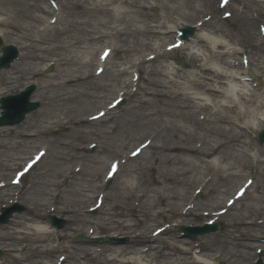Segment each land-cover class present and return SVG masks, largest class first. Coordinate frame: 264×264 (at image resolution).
<instances>
[{
    "label": "bare ground",
    "instance_id": "bare-ground-1",
    "mask_svg": "<svg viewBox=\"0 0 264 264\" xmlns=\"http://www.w3.org/2000/svg\"><path fill=\"white\" fill-rule=\"evenodd\" d=\"M199 1H197V6H199ZM40 2L42 5L38 6L34 5V0L0 1V26L8 29L7 32L0 31V37L5 40L6 36L11 37L10 34H14L30 41L29 44L23 46L25 50L19 60L13 62L9 70L1 72L3 77L1 84L6 87L10 81H20L22 78L35 79L36 82L33 83L37 87V95L43 102L42 107H46L41 114L37 115L42 118L41 124L25 121L19 128H0L2 138L0 139V149H6L0 150V163L10 161L9 152L18 149L17 147L23 142L18 139L10 142L5 141L6 139L19 136L22 131L29 132L31 130L38 133L39 129L46 130L57 126L68 129L65 135L70 139L77 138L83 133L97 137L102 136V147L114 152L112 149L118 148L120 145L112 143V138L107 137L110 136L108 133H105L104 130L85 133L82 126L93 125L101 121L108 124L115 118L112 107H109L108 102L104 103V101L112 89L119 87L122 82L123 86H120L119 91H114V94L118 91V96L122 94H127L129 98L138 94H142V96L135 100L137 102L130 109L129 117L112 122V128L115 130L126 129L124 132L131 139L137 136L144 137L146 141L143 146L145 166L150 170L153 167L151 164H155L156 174L147 183L143 179L144 166L133 165L131 161L128 165L125 159L121 163L114 162L118 165V171L115 174L118 175L124 171L125 178L118 185L117 191L120 197L117 198L116 195L112 198L110 204L112 206L109 210L115 209L117 206L120 207L122 204L126 207H121L127 208L128 206L129 209L131 207L129 203L132 202V206L137 210V216L145 215V221L148 223L154 221L156 217L163 216L170 217L171 224L169 223L161 229L158 228L159 225L149 224L148 230L141 229L135 233L136 236H148L139 238L141 240H134L126 249L107 247L106 250H103L104 253H101V258L97 255L89 258H99L97 260L99 264H126L125 255H131L133 257L130 258L137 261L138 264H157L159 261L148 255L155 251L160 258L169 260L160 264H209L202 262V259L192 253H190V257H185L195 246L188 244L184 245L187 248H179L178 244L183 242L176 236L168 237L170 242L164 244L162 248H158L156 242L161 240L160 236L165 232L170 234L171 228L178 222L184 224L182 221L188 218L190 220L191 214L200 216L195 212L196 205L189 199L190 185L205 189L208 193L213 191L217 195H222L220 200L223 202L214 197V202L210 205L212 209L208 213L213 214L212 212L216 209L232 208L224 202L227 195L233 190L230 187L231 180L234 179L233 176H238V179H242L241 177L244 176V174L238 175L232 172L236 169L235 167L245 164L249 167L248 169L258 167L264 171V145L256 148L249 144L248 147L241 149L243 156L239 157L241 152L231 144L232 140L247 138L248 135L258 133L261 129V121L264 117V95H258L259 93H254L246 83L238 82L239 76L242 74L238 69V62L231 61L237 53L246 51L245 48H257V45L248 39L245 45L243 44L245 40H243L241 43L232 44L225 50L227 43L212 35L208 36L202 33L196 41L197 47L200 49L180 54L185 61L196 60L203 63L202 67L197 71L179 73L175 66H171L166 61L172 53H169L168 50L172 51L173 48L166 49L170 42L164 41L163 37L170 36L178 24H183L173 20L172 14L186 8L189 9L186 15H190V0H60L59 3L51 7L46 3L47 1ZM148 5L161 7L165 9V13L159 18L148 16L143 13V9ZM191 6L196 7L195 4ZM78 8H81V11H78ZM245 15L246 18L243 17L245 22L249 20L252 24L251 18L248 19L249 15L247 13ZM45 17L48 19L45 20ZM51 18L53 20L48 21ZM169 22L172 25L169 26ZM37 24L42 25L38 28ZM99 28L104 29L103 33L99 34L100 36L112 30V36L123 44L120 50L124 54L122 56L124 67L109 72L107 75L110 76V81L108 80L107 83L91 87L86 83L87 78L80 74L81 68H87L94 64V67L102 68L104 73L109 71L106 68L105 60L94 62L93 55L90 56L87 51L82 50L84 41L89 42L95 39L93 34H96ZM46 36H49V39L44 40L43 37L46 38ZM137 36L143 38L138 40ZM129 37H134L135 42H130ZM252 39L256 41V36L252 35ZM47 41L51 43L47 44ZM138 41L142 47L145 46L153 51L143 56L134 55L137 53L135 52L137 46L133 43ZM151 41L153 42L151 43ZM236 41L240 42V40ZM178 48V50L187 49L183 44H180ZM47 56L55 57L54 64L57 68L55 74H45L43 68L33 65V62L36 61L37 65L38 61ZM155 63H160L161 67L157 68ZM128 65L130 76L122 80L121 76L126 74L123 70ZM233 67L235 68L234 72ZM134 76H137V81ZM158 76H166L168 80H158L156 79ZM140 82L145 85L142 86ZM261 83L263 84L262 81ZM83 100L102 104L100 111L103 114L102 117H98V120L90 114L84 117L85 110L79 108ZM193 143L195 145L193 148H196L199 154L194 158L186 157V153H190L189 155L192 153L185 145L190 146ZM67 146L70 147L71 144L67 143ZM178 152L184 155H180ZM49 156L45 149L38 161V166H41ZM56 156L60 164L62 161L73 163L74 166L67 168V171L69 174L80 177L78 185L72 193L75 196L84 197L83 192L91 190L92 195L89 198L96 197V185L93 179L89 180V174L86 175L85 168L88 165L79 163V161L75 163L74 160L77 158L67 149H65V153L61 152ZM22 159L24 158L13 165H21L19 162ZM88 162L93 163L94 161L88 160ZM103 162L104 160L100 161L101 164ZM55 165L58 164L55 163ZM44 176L46 175L42 173V179ZM31 184H35V182L31 180ZM42 185L38 190V195L45 197V195H49L48 190L51 184L45 182V186L44 183ZM250 186L249 183L245 184V191L240 195L242 198L240 200L245 199L246 187ZM262 187L264 190V182ZM52 190L50 193H54L55 190ZM0 195L5 196L3 192ZM262 200L259 196L252 198L245 214L227 221V224L229 223L230 227L237 225L251 228L255 224H260L261 220L253 218L248 220L247 218L251 214L262 211L263 207H260V203L264 202ZM36 206L29 208L31 213L29 211L25 214H15L9 219L10 222L0 229V240H15L14 244H5V247L10 246L11 250H15L27 238L34 245L33 249L37 255L30 258V261L20 258V262L6 260L0 264H39L42 261L40 259H48L49 252L67 249L61 243H57L53 247L50 245L54 239L60 240L62 236L58 231L47 227L43 219L44 213H46L45 208L41 209ZM218 206L220 208H216ZM107 210L101 205L85 210H71L62 207L60 212L69 216L71 224L89 223L91 221L86 219L88 214L92 211L99 212L101 217L103 216L100 221L104 223H98L97 226H104L106 230L121 231L140 225V221L132 222L127 219L129 216L127 212H118L117 214ZM151 211L154 215L150 213ZM223 213L224 211L221 210L220 213L214 214L213 220L218 222ZM203 214H207V212ZM177 218L179 220H173ZM113 224L116 225L110 227ZM155 230L157 233L152 234ZM242 232L244 233L245 230L242 229ZM222 236L223 239L219 242L216 241V244L234 246L239 239L234 235V231L228 228L224 229ZM255 236L248 234L245 237L252 239ZM216 246L214 244L205 245L199 251L206 252L202 255L203 257L215 253L219 259L216 264L230 263L239 254L238 251L230 249L224 256L220 249H215ZM22 247L23 245L20 249ZM81 252L83 257L90 260L86 250ZM107 252L109 253L107 254ZM71 257L72 255L68 256V258ZM75 258L78 261L81 255L79 254Z\"/></svg>",
    "mask_w": 264,
    "mask_h": 264
},
{
    "label": "rangeland",
    "instance_id": "rangeland-1",
    "mask_svg": "<svg viewBox=\"0 0 264 264\" xmlns=\"http://www.w3.org/2000/svg\"><path fill=\"white\" fill-rule=\"evenodd\" d=\"M40 1L46 2L48 0H37V1L34 0V5L35 4H37L38 6L42 5ZM58 1L60 0H57L56 3H59ZM197 1L198 0H190V5H189L190 15L188 16L186 15L189 12V9H186V8L179 10L175 14H172V17H174L173 20L183 23V24H178V28L186 26V25L198 24V29L193 37H190L187 41H185V46L187 47L188 50L187 49L175 50L168 56L166 61H168L171 64V66H175V68L179 70V73L184 72V71H190V72L197 71L200 68V66L199 65L196 66L195 63L198 61L196 60H194L193 62L186 61L185 67H180L175 64V59L181 56L180 54L182 52L188 53V52L196 51V49H200L197 47L198 45L196 44V41L202 33L203 35H208V36L212 35L216 37L217 39H219L220 41L227 43L228 45L227 46L225 45V50L230 48L232 44L241 43L243 40H245L243 43L245 45V43H247V40L250 39V42L257 45V48H245L246 51H242L241 52L242 54L237 53L236 56L233 59H231V61L239 62L238 64L240 67L239 70L242 72L243 75L245 74V75L250 76L249 74L253 73L257 75L259 79H262L264 81V69H263L264 44L262 43L261 34H260L261 26L264 25V0H257L255 2H252L250 0H231L230 4H228L225 7L220 6V0H200L199 6H197L198 5ZM193 4L196 5L195 8L191 6ZM78 11H81V8H78ZM224 11L230 12L231 14L230 21H229L230 23L229 22L226 23L222 19L223 17L222 12ZM143 13L147 14L148 16L152 15V16H155V18H159L165 13V9L155 6V5H148L146 8L143 9ZM246 13L249 15L248 19L251 18L252 24L249 22V20L245 22V19H243V17L246 18V15H245ZM46 19H48V17H45V20ZM41 25L42 24H37L38 28ZM170 25L172 24L169 22V26ZM102 30L104 29L99 28L98 32L96 34H93L95 39L89 42L84 41V44H82V50L87 51V53H89L88 55L90 56L93 55L92 57H94L95 59L97 57L99 50L102 47L110 46L113 49L112 56L110 57L107 63V67L109 71L107 73L102 74L101 75L102 78L93 76V72H94L93 65L94 64H91L87 68H81L80 74L82 75V77L87 78L86 83H88V85L91 87H94L99 84L107 83V81L110 78V76L107 75L109 72L114 71V69L116 70L118 68L124 67L123 60H122V56L124 54L122 50H120L123 47V44L120 43V41H117L112 36L113 34L112 30H110V32L108 33H105L103 36H100L99 34L103 33ZM0 31L7 32L8 29L4 26H0ZM172 34L168 37H163L164 41H169L171 43L174 42L175 37ZM10 35L11 37L6 36V39H5L6 41L3 40V42L6 45L13 44L14 46L17 47L19 55H18V58L13 61L15 62L19 60L22 53L24 52L25 48H23V46L25 44H29L30 41L27 38L23 39V38L17 37L14 34H10ZM252 35L253 37L254 35L256 36V41L252 39ZM136 38L139 40L143 37L137 36ZM43 39L47 40L49 39V36H46V38L43 37ZM128 40L130 42L132 41L135 42L134 37H129ZM236 40H240V42H237ZM152 42L153 41H151V43ZM48 43H51V42L47 41V44ZM133 44L137 46V50L135 51L137 53H135L134 55L139 54L140 56L141 55L143 56L153 51V49H151L150 51V48H146L145 46L142 47L139 41ZM161 44L163 45V42H161ZM28 50H31V48L30 49L28 48ZM245 54L249 58V64H250L249 67H246V65L240 64L241 63L240 59ZM49 61L55 62V57L47 56L41 59L40 61H38L37 65H36V61L33 62V65L37 68H43V72L45 74H49L45 70L46 66L49 64ZM13 62L10 65H12ZM10 65H9V68H10ZM156 66L157 68L161 67V64L158 63L156 64ZM195 67H197V69ZM9 68L0 70V97L6 96L9 94L18 93L19 91L24 89L25 86L33 85L34 84L33 82H36V80L33 78H29V79L22 78L20 81H10L9 84H6L7 86L5 87L4 84L3 85L1 84V81H3L1 72L9 70ZM232 70L234 72L235 68L233 67ZM56 71H57V68H56V65L54 64L52 65V72L50 73L55 74ZM123 71H125L126 74L121 76L122 80L130 76L129 65ZM166 78H167L166 76H163V77L158 76L156 79L161 80V81L163 79V81H167L168 79ZM253 82L247 81L244 83H246V85H248V87L251 88L254 93L256 94L259 93L258 95H264V91H263L264 86L258 85L254 87L252 86ZM140 83L142 84V86L145 85L142 82ZM120 86L121 87L123 86L122 82L119 84V87L112 89V92H111L112 94L110 93L108 95V98L104 101V103L112 101L113 99L116 98L115 96L117 95L116 93L114 94V91L120 90ZM34 87H35V84H34ZM141 96L142 94H138V95H135L129 98V96L125 94L124 103H122V105L117 110L114 109L115 118L108 124L104 123L105 121L103 122L101 121L100 123H96L93 125L82 126V129L84 130L85 133H87L88 131L91 132V131H97V130H104L105 133H108L110 136H107V137L112 138V143L121 146V148L120 146H118V148H113L112 150H114V152H111L110 151L111 149L108 150L102 147L103 146L102 136L97 137L91 134L86 135L83 133L74 139L67 138L65 133L66 131H68V129L63 128V126L62 127L60 126L51 127L46 130L39 129L38 133H36L37 131L36 132L34 131L35 132L34 133L31 130L29 132L22 131V133L19 136H15V137L8 138L5 140V141L13 142L14 140L18 139V140H22L23 142L19 147H17L18 149H15L9 152L10 157H11L10 161L8 162L3 161L0 163V182H3V183L12 182L15 172L22 168L21 165L14 166L13 164L15 162H18L21 158H24V159H22L19 162L20 164H22L25 160L28 161L32 159V157L36 154V152L42 149H46L47 154L50 155L48 158H46V160L41 166H38V164H36L35 167H33L22 178L23 180L21 184H17V185L15 184L14 186H11L8 184L7 186L0 189V193L3 192L5 194V196L0 195V208L2 206H7L8 204H11L12 202H14V200H17L23 208V210L21 212H18L17 215L25 214V213H28L29 211L31 213V210L29 208H32L35 205H37L36 207L38 208H41V209L45 208L46 210V213H44L45 218L49 216L50 214H54L66 220V225L64 226V228L57 230L62 237L60 238V240L54 239L50 243V245L53 247L57 243H61L62 245H65L67 249L66 250L63 249L61 251L49 252L50 256L48 255V259L47 258L40 259L42 261L39 264H54V262L56 261L59 255L65 256V259L62 261V264H99L97 261L99 258L94 259L93 257L91 258L89 257L97 255L101 258L102 257L101 253H104L103 250H106L107 247H111V248L112 247H122L123 249H126L127 246H129L130 244H132V242H134V240H141L139 238L141 237L145 238L146 236H148V235L136 236L135 233L140 231L141 229L148 230L147 226L149 224L160 226V225H165V224L170 223L171 218L163 217V216L156 217L154 221H151L148 223L147 221H145L146 220L145 215L137 216V210L132 206L131 204L132 202L129 203L131 205L129 209H128V206L127 208H124L126 206L122 204L121 206H124V207L117 206L115 209L109 210V208L112 206L110 205L112 202V198H114L116 195H117V198L120 197V194H118L119 192L117 190H118L119 183H122V181L125 178L124 171H122L118 176L114 178V180H112V183L107 189H104L103 180L105 177L103 176H105V173H106L105 171H107L109 166H111L109 165L110 160L116 159V158H122V156L124 157L125 155L128 158V152H130V150H132L134 146H136L138 143L144 140V137L140 138L138 136L132 137L133 139H131V137H129V135H127L124 132L126 129L115 130L112 128V122L117 121L121 118L129 117L130 109L137 102L135 100L139 97L141 98ZM30 100L38 102L39 104L38 108L35 111L31 112V114L29 113L26 116H24L25 118L21 123L11 126L13 129L21 127V125H23L25 121H28V122L33 121L35 123L41 124L40 121L42 122V118L39 116L37 117V115L41 114L43 110L46 109V107L45 106L42 107L43 102L37 95L36 91L33 93V95H31ZM79 108H82L85 110V113L83 114H84V117H86L88 114H92L96 110L102 108V104L99 105V104L91 103L90 101L83 100V102L79 105ZM3 127H10V126H2L0 128H3ZM248 136L249 137L247 138L234 139L232 140L231 144L234 147L238 148L239 152H241L242 148L248 147L249 144H251L252 146H255L256 148H260L262 147V145H264V144L257 145V133H252L251 135H248ZM0 139H2L1 136H0ZM67 143H70L71 146L70 147L67 146ZM194 143L196 144V142ZM194 143L191 144L190 146L185 145L189 147L188 149L192 153L191 155H189L190 153H186V157L189 156V157L194 158L195 155L199 154V151H197L196 148L195 149L193 148V146H195ZM91 145H96L92 153L83 152L84 148L85 149L90 148ZM65 149L70 150L75 155V157L77 158L76 160H74L75 163L79 161V163H85V165H88L85 168V171L87 173L86 175L89 174L88 175L89 180L93 179V182L96 185L95 195L97 193H102L104 195L106 194L105 195L106 199L104 200L102 208L108 209L107 211H109L110 213L116 212L118 214V212H127L129 215L127 219H129L132 222L140 221L139 226H132L130 227V229H123L121 231L117 229L106 230L104 226H101V225L97 226L98 223H104L100 221V219L103 216L101 217L99 212L88 214L86 219H89L91 221L89 223H77L76 222L75 224H71V221L69 220L70 219L69 216L64 213H61L60 209L62 207H67V208H70L71 210H75V209L85 210L87 209L86 207L87 205L93 204L95 197L93 199L89 198L90 195H92L91 190L83 192L84 197L77 196V195L75 196L72 193L74 189L77 187L78 180L80 179V177L77 175L74 176L72 174H69V171H67V168L69 167L72 168L74 166L73 163L62 161L60 164L59 160H57L56 155H59L61 152L65 153ZM0 150H6V149L1 148ZM178 154L184 155L183 153H180V152H178ZM241 156H243V152L240 153L239 157ZM130 159L132 158L130 157ZM88 160L94 161V162L89 163ZM101 160H104L102 164L100 163ZM132 160L131 162H133L132 163L133 165L139 164L141 165V167L144 166V175H143L144 181L147 182L155 176L156 165L151 164V166L153 167L150 170H148V167L145 166L146 160L144 158L143 151L140 153V155H138L136 158ZM55 163H57L58 165H55ZM129 163L130 162H128V165ZM235 168L236 169H234L232 172L238 175L244 174V176L241 177L242 179H238L237 178L238 176H233L234 179L231 180V184H230V187H232L233 190L230 191V193L227 196L230 197L238 186H240L243 182L245 183L247 178L253 181L252 182L253 184L250 187H248L247 189L248 192L246 194V197H244L245 199L240 200L236 205L230 208V210L227 211L225 215L222 216V218L218 220V224L220 225L219 230L217 232L206 234V235H203V236L197 237L196 239H191V240L189 238H185L183 233L177 230V227L179 225H185V226L200 225L202 223V220H205L206 218H210L211 216H206L204 218L201 213L202 211L212 209V206L210 205L213 204L214 197H217L220 202H223L222 200H220V198H222V195L220 194L217 195L213 191L208 193L205 189H202L201 191L202 195L200 196V198H196L195 197L196 193H194L196 187L194 185H190L189 199L192 200L193 198L194 199L196 198L194 201L196 204L195 212H197L200 215V217H198L197 215L193 213L190 215V220L188 218L185 221H182L184 224L178 223L174 228H171L172 231L170 232V234L168 233L166 234L165 232L164 235L160 236L161 240H157L156 242V246L158 248H162L164 244H166L167 242H170V240H168V237L171 238V237L176 236L177 238L182 240L181 242H183L182 244L181 243L178 244L179 248L181 247L187 248V246H184V245H188V244L189 245L193 244L195 246V248H193L192 251L187 253L185 257H190V253H192L193 255L202 259V262L209 263V264H216L217 260L219 259L217 255H215V253L211 256L203 257L202 255L205 254L206 252L199 251V249H201L202 247H205V245H212V244L217 245L215 249L216 250L220 249L221 250L220 252H223L224 256H226V253L230 249H234L238 251L239 254L237 255L236 258L233 259V261H230V263L221 262L220 264H253V260H255L254 258H256L257 256V253H256L257 248H262L263 250L262 260L264 264V244L260 243L259 241L260 240L259 237L264 236V202L260 203V207H263L261 212L251 214L248 216L249 218H247L248 220L251 218L261 220L262 222L260 224H255L252 228L248 226L239 227L237 225L230 227L229 223L227 224V221L233 218H237L238 216L241 217L242 215L245 214V210L247 206L249 205V203L251 202L252 198H256L259 196L263 199L262 201H264V190L262 187V184L264 182V171L258 167L257 168L252 167L248 169L249 167L246 166L245 164H239V166ZM246 172L248 173L245 174ZM42 173L46 175L44 176L43 179H42ZM31 180H33L35 184H31ZM45 182H48V184H51L48 190L49 195H45V197L43 195L39 196L38 190L40 189V187L43 186L42 183H44V186H45ZM52 189L55 190L54 193H50V190ZM161 208H164V207L161 206ZM216 208H220V206ZM150 213L153 214L152 211ZM120 219H124V218H120ZM173 220L176 221L179 219L177 218ZM114 225L116 224H113L110 227H114ZM88 227L93 229L94 235L95 234L102 235V236H108V235L112 236L113 235L120 239H127V241H125L124 243H118V241L114 243L109 242V244L104 243V244H100L99 246L85 244L83 242L71 241V238L75 235L78 236V234L87 235V236L90 235L91 229L89 230ZM225 228H228L230 230L232 229L234 231V235L236 237H239L237 244H234V246L232 245L223 246L220 243L216 244V241L219 242V240L223 239L222 233L224 232ZM0 229H1V226H0ZM242 229L245 230L244 233L242 232ZM248 234H253L256 236L252 239H249L245 237ZM6 241H8L6 242L8 243V245L14 244L15 242V240H10V241L6 240ZM23 244L26 246L25 248H23L22 251H17L16 249L9 250L6 247L5 248L6 253L3 258L4 261L14 260L16 262L17 261L20 262L19 259L22 257H28V261H30V257L33 258L34 255H37V252L35 253V250L32 249L33 244L30 243L29 239L25 238L23 241ZM2 245H5V242ZM2 245L0 244V247H2ZM84 250L87 251L86 252L87 257L90 260L82 256L83 253L81 251H84ZM195 251H198V252H195ZM108 253L109 252H107V254ZM79 254L81 255V258L77 261L75 257L79 256ZM69 255H72V257L68 258ZM148 255H150L152 259L159 261L157 264L165 263L169 261L166 258H160V256L156 254L155 251H152ZM130 257H133V256L125 255V258L127 260L126 264H138L137 261L131 259Z\"/></svg>",
    "mask_w": 264,
    "mask_h": 264
},
{
    "label": "water",
    "instance_id": "water-1",
    "mask_svg": "<svg viewBox=\"0 0 264 264\" xmlns=\"http://www.w3.org/2000/svg\"><path fill=\"white\" fill-rule=\"evenodd\" d=\"M185 33L187 35H191L192 32H191V27L190 28H187L185 30ZM1 43V41H0ZM2 51H3V57L0 58V67L1 66H8L9 62L12 60V57H14L16 55V50L14 47L12 46H6V47H3L2 48ZM180 64L183 65V63L180 61L179 62ZM11 100H13V98H11ZM31 108V106H23L22 109H21V112L16 114L14 117H16L15 120L13 121H18L20 118H17L19 115H23L25 112L29 111ZM20 117V116H19ZM7 122H11L9 120H0V124H4V123H7ZM263 124H264V121H263ZM259 136V143H262L264 141V128L263 130L260 132V134L258 135ZM213 230L216 229L215 227L212 228Z\"/></svg>",
    "mask_w": 264,
    "mask_h": 264
},
{
    "label": "snow or ice",
    "instance_id": "snow-or-ice-1",
    "mask_svg": "<svg viewBox=\"0 0 264 264\" xmlns=\"http://www.w3.org/2000/svg\"><path fill=\"white\" fill-rule=\"evenodd\" d=\"M228 2V0H222V6H223V4L224 3H227ZM226 15H229L230 13H225ZM170 47H176V48H178V47H180V44L179 43H177V44H173V45H170ZM101 115H103V114H101ZM139 151V149L137 150V152ZM137 153L136 152H134V153H132V155H136ZM118 171V165L117 164H112L111 165V170L108 172V175L111 177V176H113L116 172ZM243 191V190H242ZM229 203H232L231 201H229Z\"/></svg>",
    "mask_w": 264,
    "mask_h": 264
}]
</instances>
